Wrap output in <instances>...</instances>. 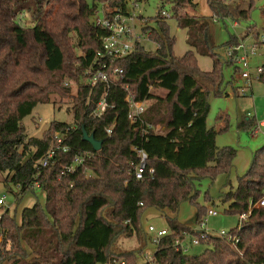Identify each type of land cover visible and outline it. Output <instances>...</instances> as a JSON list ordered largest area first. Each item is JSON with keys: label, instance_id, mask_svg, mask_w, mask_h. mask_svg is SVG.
I'll return each instance as SVG.
<instances>
[{"label": "trees", "instance_id": "trees-1", "mask_svg": "<svg viewBox=\"0 0 264 264\" xmlns=\"http://www.w3.org/2000/svg\"><path fill=\"white\" fill-rule=\"evenodd\" d=\"M159 2L171 4L169 18L186 32L192 50L181 57L173 55V38L158 10L156 29H142L155 43V52L137 46L119 62L122 77L106 92L109 108L93 118L90 114L105 93L102 83L83 84L103 35L93 20L100 7L123 9L126 0H91V4L87 0H0V179L16 198L35 188L44 197L43 205L36 202L21 210L19 223L8 210L1 214L0 264H137L148 240L141 227V216L148 208L170 215L165 217L169 231L154 245L152 264H264V206L253 209L238 232L230 230L238 237L236 244L207 235L199 238L206 248L198 255H187L173 245L187 233L197 237L176 219L180 205L193 204L195 223L200 225L207 210L196 203V186L232 168L235 150L215 146L216 134L226 128L207 129L206 117L208 94L223 96V69L231 66L234 73L236 69L212 50V17L179 14L185 6L194 7L191 0ZM206 3L212 16L221 19L237 23L251 16V4L239 10L222 0ZM24 13L28 21L19 18ZM259 16L264 36V7ZM249 34L258 41L254 27L247 28ZM238 43L232 37L225 48ZM261 49L264 55V42ZM196 55L211 59L210 71L198 68ZM258 82L264 84V65ZM183 93L187 102L182 106L178 97ZM128 94L133 102L146 103L142 121L127 119L124 98ZM52 96L70 100L66 112L72 114V123L51 122L40 138L28 137L22 120L36 105L51 103ZM177 109L185 116L181 122ZM218 120L226 125L227 116ZM250 126L255 124L248 119L237 125ZM83 131L100 142L98 151L82 139ZM55 134L68 150L57 151L42 166ZM137 150L147 157L140 180L133 175L139 162ZM76 155H84L83 162L66 173ZM263 189L264 146L254 152L236 187L221 192L218 200L226 205L225 214L238 217L246 213L249 202L260 199ZM204 200H210L207 194ZM122 238L133 239L135 247L120 249L117 242Z\"/></svg>", "mask_w": 264, "mask_h": 264}, {"label": "rangeland", "instance_id": "rangeland-1", "mask_svg": "<svg viewBox=\"0 0 264 264\" xmlns=\"http://www.w3.org/2000/svg\"><path fill=\"white\" fill-rule=\"evenodd\" d=\"M128 4L133 0H127ZM225 4L231 5L239 10H246L249 5H252L251 16L248 20L239 19L235 26L229 18L221 19L217 15L212 16L206 0H191L193 6H185L180 9L179 14L197 17H212L217 19L216 22L210 25V33L212 37L213 52L224 61L226 59L227 48L226 43L230 38L234 37L239 42H243L247 49L251 48L255 43V38L252 34L246 35L248 27L255 28L258 33V40L263 36L262 26L263 21L259 16V10L264 7V0H222ZM91 4V0H87ZM136 13L141 16L142 21L137 23V32L144 27L156 29L155 16L158 10L164 11L167 15L165 20L168 28V35L173 38L172 52L176 57L183 56L187 51L192 50L186 44V32L177 28L176 19L169 18L172 14V6L170 3H160L159 0H137ZM99 10V9H98ZM21 19L29 20V16L24 13ZM140 46L145 52L154 53L156 50L155 43L148 40L145 34L139 41ZM198 68L203 72H208L212 68V61L208 57L196 55ZM251 65L259 63L264 65L263 49H257L250 56ZM223 76V96L215 97L209 93L207 96L208 114L206 117L207 129L219 131L222 128L226 130L218 132L215 138V146L217 148L231 147L235 150V158L232 168L228 174H218L213 181L202 180L196 188L199 191L196 203L203 206L205 210H213L217 213L216 216L203 218L201 225L195 223V207L190 203H182L175 215L178 222L191 228L194 232H205L208 236L217 237L220 231L230 232L237 225V216L225 214V204L219 202L218 197L221 192H226L230 188L234 189L237 184V178L242 176L249 167L252 155L254 152L264 146V128L258 127V123L264 121V84L258 81H253L251 84V92L244 90L242 93L241 80L237 73L233 72V67L224 68ZM184 93L187 94L185 91ZM179 95L178 103L186 105V94ZM51 103L38 104L34 107L30 115L22 120V127L28 137L40 138L47 129L49 123H72V114L66 112L69 99L60 100L56 96L51 97ZM148 103L147 105H149ZM61 105L60 108L58 106ZM182 105V106H183ZM185 107V106H184ZM165 108H163L164 110ZM178 122L184 120V113L177 109ZM226 117V125L218 117ZM250 120L255 124L247 129L238 128L237 125L241 120ZM158 128V127H157ZM157 128H154L155 130ZM1 178V177H0ZM207 194L209 201L204 200V195ZM0 198L3 199V205L0 207V216L8 210V214L13 216L17 223L20 222V213L24 208L32 207L36 202L40 205L44 203V197L41 191L33 189L32 192H27L24 195L18 194L14 197L4 187L0 179ZM166 216H170L166 211H158L153 208L146 209L141 216V227L147 235V242L142 255L138 258L137 264L148 263V259L153 256L154 245L150 242V238L155 234L148 233L147 228L153 227L155 231L163 228L168 232ZM117 246L123 250H131L135 247L133 239H119ZM206 248L204 244L190 245L185 250L187 255H198Z\"/></svg>", "mask_w": 264, "mask_h": 264}, {"label": "built area", "instance_id": "built-area-1", "mask_svg": "<svg viewBox=\"0 0 264 264\" xmlns=\"http://www.w3.org/2000/svg\"><path fill=\"white\" fill-rule=\"evenodd\" d=\"M139 1V0H138ZM137 0H133L128 4L126 0L125 7L122 8H103L100 7L99 10L95 13L94 17V26L100 28L103 31V35L100 37V50L94 56L90 67L86 70L85 74L88 77L84 80L83 84L88 85L89 87H94L98 83H102L105 87V93L102 98L96 104V107L91 112L90 116L93 118H100L109 108L106 103L105 97L106 92L110 86H115L119 83L122 77V69L118 66L119 62L125 60L129 57L137 48L140 46L139 41L145 34L142 29L140 33L137 32V23L142 21L141 16L136 13ZM162 18L166 19L167 15L164 11H160ZM22 14L19 15L21 19ZM216 18L212 22H216ZM235 26V23L233 24ZM146 35V34H145ZM147 37V35H146ZM264 42V36L258 41H255L253 46L247 49L244 43L241 41L238 43L235 48H228L226 59L229 60L236 69L238 77L241 80V92L248 90L251 92V84L253 81H258L259 74L261 73V66L254 68V71L250 67V56H252L257 49L262 47ZM67 84V83H66ZM152 93V89L149 90ZM124 102L128 107L127 119L131 123L137 121H142L143 117L146 114V103L145 102H133L130 98V95H126ZM259 127H264V121L259 123ZM147 129H153L151 126H147ZM107 134L110 133V129L105 130ZM64 140L58 134H55L53 137V145L47 151L44 158L41 160V165L45 166L50 159L54 157L57 151H62L63 153L68 150V147L64 145ZM139 158L138 165L133 170L134 178L137 180L142 179L145 170H146V155L142 151H136ZM84 160V155H76L72 164L65 168L66 173H71L75 166L80 165ZM149 174L152 173L151 170H147ZM3 205V199L0 198V206ZM264 206V189L261 193L259 200L255 202H249L247 211L244 214L238 215L237 225L235 226L236 232L239 231L241 222L246 220L251 214L253 209L260 208ZM217 213L213 210H207L205 217L216 216ZM201 225V224H200ZM148 233L155 234L154 237L150 238V242L153 245H156L159 239L167 234L165 230H158L151 226L147 228ZM207 236L205 232H197V237L187 233L184 238L175 239L173 245L175 249L183 248L185 251L190 245H197L199 243V238L204 239ZM217 237H220L226 242H229L231 245L238 242V237L230 232L220 231L217 234ZM110 264H124L122 261H111ZM148 264H152V257L148 259Z\"/></svg>", "mask_w": 264, "mask_h": 264}, {"label": "water", "instance_id": "water-1", "mask_svg": "<svg viewBox=\"0 0 264 264\" xmlns=\"http://www.w3.org/2000/svg\"><path fill=\"white\" fill-rule=\"evenodd\" d=\"M82 139L87 142L94 151L100 149V142L95 140L91 135H87L84 131L82 132Z\"/></svg>", "mask_w": 264, "mask_h": 264}, {"label": "crops", "instance_id": "crops-1", "mask_svg": "<svg viewBox=\"0 0 264 264\" xmlns=\"http://www.w3.org/2000/svg\"><path fill=\"white\" fill-rule=\"evenodd\" d=\"M235 23V22H234ZM233 23V24H234ZM236 24V23H235ZM257 66H261V64H259V63H255L254 65H251V62H250V67H251V70L252 71H254V68L255 67H257ZM252 87V86H251ZM251 90H252V88H251ZM262 122V121H261ZM261 122H259V123H261ZM259 123H258V127H259ZM264 128V127H263ZM159 230H164L163 228H160Z\"/></svg>", "mask_w": 264, "mask_h": 264}]
</instances>
